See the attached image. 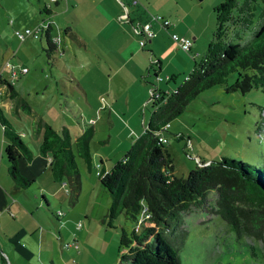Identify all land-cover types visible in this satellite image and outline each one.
Wrapping results in <instances>:
<instances>
[{
	"label": "rangeland",
	"instance_id": "1",
	"mask_svg": "<svg viewBox=\"0 0 264 264\" xmlns=\"http://www.w3.org/2000/svg\"><path fill=\"white\" fill-rule=\"evenodd\" d=\"M198 1L202 6L192 9V13L195 16L196 26L204 27V39L202 38V47L199 53L194 57L196 59L204 54L212 37L215 28L213 5L220 0ZM35 2L41 1L6 0L7 9L2 12L0 9V65L10 55H13L14 58L11 62L15 66L23 64L27 68V71H17L15 75L8 74V76L12 82H15L14 86L21 93L23 100L27 98L30 103V107L23 106L24 108L21 107L20 111L26 119L32 121L34 136L36 135L34 130L36 119H41L47 124H55L58 126L53 127L56 130L59 128V124L63 123L71 133L72 147L81 179L80 190L77 199L72 201L69 198L71 196H69L67 183L61 185L65 190L63 203L55 206H72L74 212L78 213L76 217L82 222V228H78L76 231L82 233L77 235L78 246H62L63 241H71L75 236L71 239L60 240L55 234L54 225L51 222L52 232L57 238V243L54 245V256H57L59 264H124V261H120L121 250L118 248L120 225L131 228L135 222L126 218L123 212L118 213L111 225L103 220L104 212L112 197L99 181L95 169L99 160L98 154L109 156L108 161L110 162L121 158L129 147L128 139L135 134L128 138L126 129L121 128L118 120L110 121L106 114H102V110L91 112L90 104L86 101L85 92L81 88L83 80L87 86L85 89L90 100V90L95 89L91 84L90 72L96 74L98 83H103L107 79L108 75L105 70L103 71L97 65L90 67L88 62L94 57L91 53L92 49L97 50L93 46L99 45L104 48L103 45L106 46V43L102 42V45L100 39L94 38V45L90 43L86 49L78 39L72 37V33L69 31L67 33L64 29L71 26V30H74L73 26L79 25L78 21H68L67 17H73L71 12L65 17L58 12L40 15L37 14ZM46 2L50 5V10H54L56 5L54 1L47 0ZM134 5L131 3L128 7L131 15L136 17L138 15L132 14ZM138 9L139 7L136 10ZM30 11L31 16L34 13L37 15L33 25L11 24L13 16L16 15L18 19H24L29 16ZM40 16L51 21V18H55L57 22L52 21V28L55 30L50 34L54 39L55 49L50 55H46L43 49L40 50L39 43L44 46L42 32H37V35L28 34L22 39L15 33V30L23 31L25 26L33 30L39 24ZM18 19L16 18V22L19 21ZM124 22L117 18V23L122 27L129 24L130 31H132L131 24L128 21ZM56 24L60 28L56 29ZM132 33L133 36L139 37L133 31ZM249 36L248 32L246 37ZM83 40L90 41L89 37L83 38ZM172 42L175 47L176 42L173 39ZM4 43H7V48ZM108 43L107 47L114 52H117L118 48L122 46V43L116 39H110ZM130 43L129 39L124 40L123 45L128 46ZM144 48L150 52V47L145 45ZM5 49L7 51H4ZM174 52L176 53L174 54ZM194 52L195 48L192 47L189 50L179 46L175 50L170 47H162L163 59L161 58V60L165 64L173 55L182 59L183 54L191 55ZM113 57L114 64H116V56ZM190 61L188 67L186 66L178 72V79H181L191 68L194 59L191 58ZM4 70L2 71L5 72ZM237 74L238 72L234 70L227 74L224 82L215 83L202 89L189 100L179 114L169 119V127L164 133L168 139L166 144L173 156V164L176 166V175H185L195 165L198 155L208 160H216L221 155H227L255 164H262L264 161V90L259 87H251L245 91H241L239 88L227 90L226 85L232 84ZM152 76L154 79V75ZM118 78L119 76L116 75L112 81L113 96L119 98V101L129 95V103L134 107L135 99L132 88L128 89L126 86L128 83L118 86ZM47 79H50L51 82L45 86ZM102 94L106 99L105 93ZM148 96L149 89L147 88V98ZM118 101H116L117 104ZM1 108L4 110L3 106ZM150 109L149 102L139 106V114L144 112L146 123L149 119ZM12 111L13 113L9 117L14 114V110ZM113 111L115 110L113 109ZM115 112L122 117L121 110ZM90 116L94 117V121L89 120ZM20 121L24 122V120ZM83 130H91L88 140L90 163H92L90 166L80 156L76 147L78 145L76 137ZM176 132H182L185 138H176L174 134ZM187 135L190 136L191 142L186 146ZM22 138L25 139L23 134ZM214 198L215 190L210 189L207 192V202L214 203ZM184 223L187 227V236L184 245L177 251L181 264H264V259L258 252V249L264 251L261 241L251 236L237 238L229 223L218 213L209 211L205 207L196 208L184 215ZM250 245L257 250V255L251 253ZM59 252H62L61 257ZM45 263L50 264L47 258H45Z\"/></svg>",
	"mask_w": 264,
	"mask_h": 264
},
{
	"label": "trees",
	"instance_id": "2",
	"mask_svg": "<svg viewBox=\"0 0 264 264\" xmlns=\"http://www.w3.org/2000/svg\"><path fill=\"white\" fill-rule=\"evenodd\" d=\"M213 10L215 28L204 54L197 59L193 57L192 67L173 89L152 90L148 98L150 115L143 132L109 170L100 169L103 174L98 175L99 181L112 197L103 220L111 225L118 213L123 212L135 222L131 228L120 225L118 248L124 264H181L177 251L187 236L184 215L202 207L224 218L237 238L251 236L264 247V161L255 164L227 155L207 161L198 158L185 175H176L166 144L168 139L158 138L169 127L165 123L179 114L191 98L208 86L224 82L234 70L238 72L237 77L226 85L227 90L245 91L251 87L264 90V0H220L213 5ZM39 11L46 14L49 8L40 5ZM40 21L44 22L40 29L43 50L50 55L55 42L49 32V22L45 18ZM159 62L156 57L149 65L154 77L158 75ZM177 75L171 73L168 80H174ZM4 84L10 88L9 82ZM0 126L6 140L2 153L12 184L26 187L32 178L18 171L16 159L30 160V150L1 110ZM34 130L40 131L38 150L48 157L53 179L67 183L69 198L74 201L81 179L71 133L65 125L56 130L41 119L34 121ZM174 134L176 138L184 137L182 132ZM90 135L91 130H83L76 137L78 152L88 166L91 164ZM210 189L215 190L212 204L207 202ZM249 249L257 255L252 245ZM258 252L264 259V251L258 249Z\"/></svg>",
	"mask_w": 264,
	"mask_h": 264
},
{
	"label": "crops",
	"instance_id": "3",
	"mask_svg": "<svg viewBox=\"0 0 264 264\" xmlns=\"http://www.w3.org/2000/svg\"><path fill=\"white\" fill-rule=\"evenodd\" d=\"M5 1L6 0H0L1 12L7 9ZM37 1H41L35 2L37 14L39 13L42 15L44 13L39 11V6L45 5L49 8L50 5L46 2L47 0ZM51 1H54L56 5L52 11L49 8V12L46 14L58 12L62 13L63 17H65L71 12L73 17H67L68 21H78L79 25L73 26L74 30H71V26H69V28L65 27V31H67V33L68 31L72 33V37L74 36V38L78 39L86 49L90 43L94 45V38L100 39L101 44L102 42L106 43V46L102 44L104 48H101L99 45L93 46L97 50L92 49L93 51L91 53L94 57L92 60H88V62L90 67L97 65L103 71L105 70L108 75L107 79L104 80L105 82L103 81V83H98L96 74L92 71L90 72L91 84L95 87V89L90 90V100L88 99L87 90L85 89L87 86L83 83V80L81 81V88L83 92H85V98L90 104L89 109L91 112L102 110V114H106L110 121L116 119L120 122L121 128L124 130L126 129V136L128 138L132 134H135V136L128 139L129 144L127 145H130L134 138L143 132L147 124L144 112L141 113V115L139 114V106L141 104L146 105L148 102L149 96L147 98V88L149 89V87L153 85L159 90L173 89L181 79L176 77L174 80H168L169 75L182 71L186 66L188 67L191 62L190 59L195 57L202 47L201 43L204 35V27L196 26L195 16L192 13V9L202 6L200 5L201 2L198 0H138L132 7L135 12L132 14L138 16L133 17L128 7V5L132 3L131 0ZM123 3L127 5L129 10V20L127 21L131 24L132 31V24L135 23L136 20L145 21L149 19V13L162 14L170 19V24L163 26L159 22L153 20L152 27L155 29L156 34L146 41L147 44L141 45L138 40L139 37L137 38V35L133 36L132 31H130L131 28L129 24L122 27L121 24L117 23V14L121 11ZM137 7H139L138 10H136ZM16 18L18 19L16 15L13 16L11 24L30 26L34 24L37 15L34 13V15L31 16L30 11L29 16H26L24 19H18L19 21L16 22ZM42 18L44 17L40 16L39 20ZM51 19L56 22L55 18ZM47 21L49 22V32L51 33V31L55 29L52 28V21L48 19ZM56 25V29H58L59 25ZM39 32H41V30H39ZM172 32L190 36L192 38L191 47L195 48V52L191 54L192 56L183 54L182 59L174 57L173 55L172 58L164 64L161 60L162 47H170L174 50L178 49V45L174 47V43H171ZM9 36L12 35L9 34ZM87 37H89L90 41L83 40V38ZM110 39H116L119 43H122L121 48H118L117 52L107 47ZM128 39L131 43L128 44V46H124V40L127 41ZM4 44L7 48V43ZM145 45L150 47V52H147L146 48H144ZM39 46L40 50L43 49L41 43H39ZM4 51L7 50L5 49ZM109 52L113 55H110ZM175 53L176 52H174V54ZM114 55L117 59L116 64H114ZM156 57L160 61L158 70L159 77H154L153 79V69L151 67L149 68V65L151 60ZM13 58V55H10L7 59L11 61ZM2 65L3 63L0 65V81L9 82L10 88H7L6 85L3 84L4 88L0 92V110L3 115L5 113L6 116H4L7 120L9 119L8 121L10 124L18 132V135L30 150V160L18 157L16 159V165L21 174L32 178V182L26 187L13 186L2 153L6 140L2 135L0 126V264H46L45 258H47L50 264H59L57 256H54V245L57 243L55 234L60 240L71 239L73 236L75 237L72 239L77 240L82 232H77L76 230L82 228V224L79 227L76 226V221L78 220L76 216L78 213L76 214V212H74L72 206H55L56 204L63 203L65 190H63V186L61 187V185H64L65 182L63 180L56 181L53 179L47 165L48 157L38 150L40 131H35L36 135L34 136L32 121L26 119L20 111L21 107L24 108L26 105L30 107V103L27 98L23 100L21 93L14 86L15 82L10 80L8 70ZM20 66L24 65L20 64ZM25 71H27V68ZM162 71L163 73H161ZM151 73L152 75H150ZM116 75L119 76L117 81L118 86H124L128 83L126 85L128 89L130 87L132 88L135 99L134 107L129 103V95H127L125 99L119 101V98L113 96L111 85ZM50 82V79H47L45 86ZM102 93H105L106 99H104ZM13 97L14 99H12ZM116 101H118V104ZM1 106L4 107V110ZM113 109L117 112L121 110L122 117L118 116ZM12 110H14V114L12 117H9V115L13 113ZM20 120H24V122L21 123ZM59 125L62 126L63 123ZM51 126L54 128L58 127L55 126V124ZM21 133L25 139L22 138ZM98 155L99 160L96 163V169L99 168L104 171L109 170L114 160L110 162L108 161L109 156ZM197 157L203 159L199 155ZM207 160L208 159H206V161ZM175 170L176 166L174 165V174ZM57 210H59L58 214H56ZM51 222L52 225H54L55 234L52 232ZM59 256H62V252H59Z\"/></svg>",
	"mask_w": 264,
	"mask_h": 264
},
{
	"label": "built area",
	"instance_id": "4",
	"mask_svg": "<svg viewBox=\"0 0 264 264\" xmlns=\"http://www.w3.org/2000/svg\"><path fill=\"white\" fill-rule=\"evenodd\" d=\"M137 1L138 0H131V2L133 4H135ZM122 5H123L122 6V10L117 14V18H118L119 21L124 22V21L129 20V10H128L127 5H125L124 3ZM153 20L159 22L163 26H167V25L170 24V19L165 17V16H163L160 13H150L149 14V19H147L145 21L136 20V22L133 23L132 26H133L134 33L139 35V43L141 45H144L146 43V41L150 37H152V36H154L156 34L155 29H153V27H152V21ZM43 25H44V22L39 21V24L36 25V27L33 30H30L28 27H25L23 29V31L15 30V33L17 34V36L20 39H22L24 36H26L28 34L37 35V32H39V30L41 29V27ZM171 37L176 42V44L179 47H181L182 49H185V50L190 49L191 44H192V38L190 36L184 35V34H178L176 32H172L171 33ZM2 66L6 67V69L8 70L9 75H12V76L15 75L17 73V71L24 72L26 70L25 66H15L8 59L3 62ZM157 77H159V76L157 75L155 78H157ZM3 84H4V82L0 81V92L4 88ZM154 88H156V87H154L153 85H151L149 87V95H150V93H152V90H154ZM89 120L90 121H94V117H90ZM165 126L168 127L169 123L166 122ZM158 138L160 140H162V141H166L167 140L166 135H164L163 133H160ZM190 142H191L190 139H187L186 140V146H187L188 143L190 144ZM96 173H97V175H102L103 174V172H101L99 168L96 169ZM58 213H59V210L56 211V214H58ZM140 220L141 219H139V223H140ZM139 223L136 224V226H135L136 228L139 227ZM144 223H146V221H144ZM81 224H82L81 220L76 221V226L77 227L81 226ZM77 244L78 243H77L76 239H72L71 241H63L61 243V245L65 246V247L66 246H78Z\"/></svg>",
	"mask_w": 264,
	"mask_h": 264
}]
</instances>
